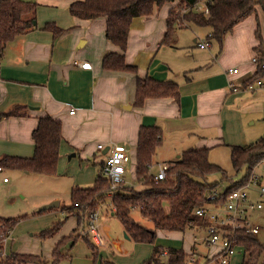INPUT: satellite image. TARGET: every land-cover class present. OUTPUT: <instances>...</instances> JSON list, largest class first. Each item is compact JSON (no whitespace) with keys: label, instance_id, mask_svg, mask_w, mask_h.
I'll list each match as a JSON object with an SVG mask.
<instances>
[{"label":"crops","instance_id":"crops-1","mask_svg":"<svg viewBox=\"0 0 264 264\" xmlns=\"http://www.w3.org/2000/svg\"><path fill=\"white\" fill-rule=\"evenodd\" d=\"M33 1L38 5L36 28L10 42L0 57V157H32L35 151L33 132L39 119L46 115L62 122L60 172L62 169L69 175L66 165L73 158H79L71 163L69 172L77 175L79 180L74 179V183L79 187L85 186L83 188L93 186L100 175L95 167L84 166L83 161L91 157L94 165L102 169L111 151L122 148L128 151L135 166L142 126H160L164 131L162 146L175 153H183L190 148H208L210 151L206 144L208 139L218 144L224 140L228 143L224 145L230 149L245 145L241 112L234 111V105L246 91L240 87L252 77V67L256 66L255 58L252 62L240 59L246 54V47L254 49L258 44L253 38L251 21H244L236 27L238 36L225 41L227 50L224 54L216 41L208 38L205 42L209 47L206 49L212 48V51L202 60L199 56L191 58L183 52L184 49L177 46L181 41L178 37H172L167 45L163 44L167 21L165 27L160 25L155 29L150 26L153 15L136 18L130 29L126 61L135 66L137 72L107 71L103 68L104 57L108 53H119L120 49L106 38L105 18L81 20L72 16L70 6L83 0ZM47 24H54L65 31L55 37L45 29ZM195 27L200 29L196 28L194 32V43L199 47L201 42L197 37L203 34L200 31L209 37L212 30ZM243 33L246 41L239 36ZM231 51L239 60H227ZM169 52L173 53L172 57L187 54L186 63L177 62V68L173 58L169 59ZM232 69H237L238 73H230ZM146 77L177 83L180 97L146 98L142 106H137V82ZM72 110L74 114H71ZM99 145L104 148L98 149ZM83 173L87 177L82 180ZM51 200H43L38 207ZM213 208L215 210L213 205L207 207ZM74 227L73 231L79 227L78 217ZM204 231L205 228L201 227L186 232L159 230L157 243L165 248L183 249L188 255V264L191 261L200 263V258H203L201 264H218L214 257L219 254V249L207 244V234L199 236ZM104 237H109L114 248L127 255L123 241L113 240L107 230ZM82 239L73 242L71 254L63 253L62 257L80 256L85 258L84 264H90L92 251L79 243ZM145 253L135 246L132 260L138 259L122 264H140L147 259L149 251L146 249ZM35 263L40 262L29 264Z\"/></svg>","mask_w":264,"mask_h":264},{"label":"trees","instance_id":"trees-1","mask_svg":"<svg viewBox=\"0 0 264 264\" xmlns=\"http://www.w3.org/2000/svg\"><path fill=\"white\" fill-rule=\"evenodd\" d=\"M175 0H83L73 3L69 10L72 16L81 20H107L106 38L120 49L119 53H108L103 59V68L107 71L137 72V68L127 63L126 52L129 44L130 29L134 19L151 17L155 9L160 10L165 4ZM202 0H183L192 7L185 15L168 19L167 31L163 44L171 42L176 31V21L191 23L198 27H209L212 32L209 40H215L221 46L224 38L234 28L246 21L260 8L264 13V0H207L209 14L196 11L193 7ZM35 2L23 0H0V57L7 45L36 28ZM45 29L60 36L65 31L54 24H47ZM258 44L254 48L257 57L255 74L240 87L247 90L248 85L264 80V37L257 31ZM264 82V81H263ZM174 97L179 98L178 84L171 80H159L152 77L138 79L136 105L142 106L146 98ZM34 155L30 158L0 157L3 170H16L27 174L56 176L60 160V148L63 141L62 122L50 115L42 116L35 131ZM164 141V131L160 126H142L139 133V144L136 154L135 175L138 187L123 185L110 196V182L100 174L91 187L79 186L71 190V206L62 208L65 219L71 215L79 219V227L85 221L86 212L101 214V206L111 203L115 208L113 215L122 223L125 233L137 243L153 244L151 259L143 264H186L188 255L183 249L165 248L156 245L157 231L186 232L195 227L205 228V223L195 212L209 205L223 207L228 196L236 190L244 189L250 182L252 171L264 159V136L257 142L231 147V159L235 171L247 169L245 178L231 185L224 192L217 191V183H210L209 176L214 173L225 175L221 168L209 162L208 148H190L185 150L175 161L169 163L167 179L155 181L152 171L154 159ZM216 194V195H215ZM77 205V206H76ZM52 210V209H50ZM47 210V211H50ZM139 210L141 215L152 222L153 228L137 223L132 212ZM47 211L36 212L41 215ZM19 219H0V264L45 263L43 257L12 252L5 253V243L10 233L18 225ZM64 220L54 223L52 227L42 231L38 237L50 239L61 231ZM83 238L92 251V264H114L104 260L101 248L91 238L79 237L75 232L63 240L55 248L52 259L54 263L62 258L61 248L69 241ZM243 253L250 254V260L241 264H258L264 253L262 245L255 236L241 231L234 236ZM237 247V248H238ZM255 257V259H253ZM264 264V261L261 263Z\"/></svg>","mask_w":264,"mask_h":264},{"label":"rangeland","instance_id":"rangeland-1","mask_svg":"<svg viewBox=\"0 0 264 264\" xmlns=\"http://www.w3.org/2000/svg\"><path fill=\"white\" fill-rule=\"evenodd\" d=\"M26 2H34V1L27 0ZM183 4H184L183 0H175L172 3L165 4L160 10L155 9L153 14L154 17L151 19L150 26L154 27L155 29H158L156 27L160 25H163L165 27L167 23L166 21H168V19L173 17L174 13L178 12ZM246 21H251L253 23L254 25L253 38L257 43L258 30L261 32L262 36L264 37L263 11L257 9L256 13L251 15ZM179 24H181V21H176V25H175L176 33L173 36L174 39L175 37L181 39V41L177 43V46L183 48L184 50L182 51L186 52L191 58H194V56L195 57L199 56L203 60L205 59L204 57L206 56L209 57V53L212 51V48L202 50L199 47H197V45L194 43V39H195L194 32L197 29L198 30L200 29L195 27V25L191 23L185 22L183 23V27H179ZM236 27L234 28L231 34H228L224 38L222 46L218 42H216L221 47L223 54L227 50L225 41L230 39V37L238 36V30H237L238 27L237 28ZM243 29L244 27L241 28V30ZM200 33L203 34L197 37L199 38L198 39L199 42L208 41V37L207 35H205V32L201 30ZM239 36L243 37L244 41H246V36L244 33ZM214 47H216V45H214ZM169 53H170L169 59L171 60V58H173L174 60L173 62L175 65L177 62L178 64L186 63V59L188 58L187 54H183L182 56L176 55L178 57H174V56L172 57L173 53L172 52ZM217 54L218 53H216V55ZM255 57H257V55L253 47L252 48L246 47V54L240 56V59H242L243 61L249 60L250 62H252L253 58ZM237 59L239 60V58L237 57L235 58V54L233 51H231L227 55L228 61H234V60L236 61ZM252 70H253L252 72V76H253L256 71L255 65H253ZM234 108H235L234 111L241 112L240 115L242 116V122L244 127L243 128L244 139L246 142L245 145H250L260 140L264 136V89L245 91L244 93H242V96L237 101V105H234ZM220 143L221 144H218V142L216 141H210V139L206 140V144L209 146V148H211V150L209 151L208 158H209V162L212 165L221 168L226 178H224L221 173H214L209 176L208 180L210 183H217L218 192H224L234 183L242 181L247 175V169L243 168L240 172L237 173L232 164L231 149L228 146L224 145L226 143L224 140L221 141ZM181 154L182 152L175 153L170 148L166 146L165 147L162 146L158 150L155 156L152 171L154 173H158L161 164L173 162L176 160L178 156H181ZM70 156L71 155L67 157V160H69ZM92 158L93 157H91V159L90 158L87 159V161H83L84 166L89 165V167H95L97 170V174H101L100 166L94 165ZM78 160L79 158H73L70 161V164L66 165L65 170L68 172L69 175L63 173L62 169L60 172L59 167L56 176H45V175H37V174L27 175V173L16 170H10V169L5 170V173L0 174V219L22 218L12 233L13 234L12 239L8 237L6 240L5 251L8 252V254H11L12 252H16V253L23 252L27 255H35V256L38 255L40 257L43 256V261L45 262V264H84L85 262L84 257L74 256V255H71L72 257H68V256L62 257L57 263H54L52 259V255L55 248L63 240V238H68L74 232L75 235L81 237V233H80L81 227L78 228L76 231H73V228H75L74 226H76L77 224V217L71 215L65 219L66 214L63 213L62 211V208L64 206L72 205L71 190L72 188L78 186V184L74 183V179L79 180L77 175H73L72 172H69L71 163ZM85 171L86 169L83 170V172ZM258 174H264L262 169L258 170ZM81 177L83 180L87 177V174L83 173ZM4 178L8 179L9 181L8 184L4 183L3 181ZM125 181L129 186L138 187L139 185L136 180L135 166L132 162H131V166L128 168V173L126 175ZM248 186L249 189L246 190L251 195V197L256 201L262 200L264 203V198L261 199L259 196H257L258 186L256 184H253V182L251 181L247 184V187ZM263 186H264V181H263ZM80 187L82 188L85 186H80ZM46 199L48 200L52 199L51 201H49L50 203L59 201L61 203V206L58 207L57 209H52L50 211H47L41 214L40 216L34 215L35 210L40 208L38 206H40L41 202ZM100 210H101V214L99 218V223L101 226V233L103 235L106 246L105 248H101L100 253L102 258L114 264L133 263L134 260L138 259V258H134V260H132V258L134 257V247L137 246L138 251L140 249H142L144 253L146 249L149 251L146 257L147 259H144L140 264L149 261L153 255V249L155 245L148 243H137L132 239H126L125 230L121 221L116 216H112L113 212H115V208L111 206V203L108 202L104 203L101 206ZM210 210L216 212L214 208ZM217 212H218L217 214L221 213V216L223 215L226 216L224 206L221 207ZM132 216L137 223L148 228H153L152 222L145 219L141 215L139 210H134L132 212ZM53 219L54 221L52 222ZM60 220H64V223L62 225L61 231L57 233L54 237L46 240H42L38 237V235L42 231L52 227L54 223H57ZM250 220L252 224L254 225L256 224L261 227V231L256 236V238L262 245H264V208L260 212L256 211L252 213ZM105 230L108 231V234L113 240H120L124 242V246L127 249V255H124L119 251H117L112 245L111 240H109V237L107 238L104 237ZM205 235H206L205 231L199 234L200 237H203ZM52 242L54 243L53 244L54 246L56 245L55 247H52ZM72 243L73 241L67 242L61 248V254L68 252L71 254L70 250ZM79 243L81 245L82 244L85 245L86 249L89 248L84 239L79 240ZM156 245H158L157 240H156ZM210 247L214 248L213 246ZM249 255L250 254H245V252L243 253V248L238 247L236 250V254L234 255L235 258L233 257L234 259L232 260L233 261L232 264H235L236 262L242 263V260L243 261L250 260L251 256ZM253 259H255V257H253ZM199 261L200 263L197 264H201L203 258H200ZM263 261H264V253L258 259V264H261ZM35 264H43V263H35ZM90 264H92V261L90 262ZM186 264H188V262H186Z\"/></svg>","mask_w":264,"mask_h":264},{"label":"built area","instance_id":"built-area-1","mask_svg":"<svg viewBox=\"0 0 264 264\" xmlns=\"http://www.w3.org/2000/svg\"><path fill=\"white\" fill-rule=\"evenodd\" d=\"M207 0H202L194 5V9L198 12H203L204 14H209V8L206 5ZM192 7H188L183 4L181 9L176 12L173 17L178 18L185 15L190 11ZM201 49H206L209 47V43L201 42L198 44ZM256 62V60H254ZM232 74L238 73L237 69H232L229 71ZM264 89V82L258 80L253 84L248 85L247 90H257ZM246 90V91H247ZM74 114V110L71 111ZM103 145H99L98 149L102 150ZM131 162V156L128 151L122 148H115L107 156L102 169L101 174L110 182V196L114 195L115 192L126 185V175L127 166ZM170 169V165L163 163L160 165L159 172L155 175V181H161L167 179V171ZM262 169L264 173V159L254 167L252 171L251 182L258 186V195L261 199L264 198V174H258V170ZM4 170L0 167V174H3ZM4 182L8 179L4 178ZM246 189H239L233 191L227 198V202L224 205L226 216H221V213L217 214L221 207H215V211H211L207 208L198 209L195 214L203 220L205 223V231L207 234L206 241L207 244L219 249L218 255L214 257L218 264H229L231 258L234 257L237 250V243L234 236L241 231H246L247 234L252 236H257L261 227L259 225H254L251 223V214L256 211H262L263 201H254L251 195ZM216 195V194H215ZM77 206V205H76ZM100 211L98 212H86L85 221L81 226L80 233L81 236L91 238L93 242L100 248L105 247L104 238L101 233V226L99 223ZM197 240V238L195 239ZM191 264H197L195 261H191Z\"/></svg>","mask_w":264,"mask_h":264},{"label":"water","instance_id":"water-1","mask_svg":"<svg viewBox=\"0 0 264 264\" xmlns=\"http://www.w3.org/2000/svg\"><path fill=\"white\" fill-rule=\"evenodd\" d=\"M58 207H60V202L59 201H56V202H53V203H50V204H47V205L42 206L38 210V212H43V211H47V210H50V209H57ZM125 238L126 239H130L127 234H126Z\"/></svg>","mask_w":264,"mask_h":264}]
</instances>
